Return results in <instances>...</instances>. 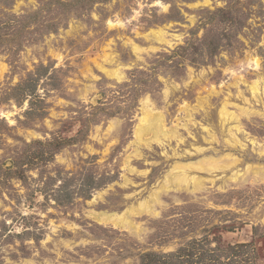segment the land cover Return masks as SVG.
<instances>
[{
    "label": "rangeland",
    "instance_id": "1",
    "mask_svg": "<svg viewBox=\"0 0 264 264\" xmlns=\"http://www.w3.org/2000/svg\"><path fill=\"white\" fill-rule=\"evenodd\" d=\"M147 109L166 136L138 140ZM145 201L129 229L91 217ZM256 227L264 0H0V264H140L199 240L264 264Z\"/></svg>",
    "mask_w": 264,
    "mask_h": 264
},
{
    "label": "trees",
    "instance_id": "2",
    "mask_svg": "<svg viewBox=\"0 0 264 264\" xmlns=\"http://www.w3.org/2000/svg\"><path fill=\"white\" fill-rule=\"evenodd\" d=\"M264 228H254V236L263 238ZM217 242V241H216ZM214 242L199 240L186 245L176 252L141 254L140 264H254L258 254L250 252V244L239 243L223 246Z\"/></svg>",
    "mask_w": 264,
    "mask_h": 264
},
{
    "label": "bare ground",
    "instance_id": "3",
    "mask_svg": "<svg viewBox=\"0 0 264 264\" xmlns=\"http://www.w3.org/2000/svg\"><path fill=\"white\" fill-rule=\"evenodd\" d=\"M113 76H117V72L113 73ZM256 90H258V86H254L253 87V91L256 92ZM146 111V109H145ZM222 116L224 118H228L230 116H232V113H230L226 106L223 108L222 110ZM147 118L144 121V123H141L136 131V135L138 137L139 141H143L145 140L144 137L147 134H154L156 139H159V135L160 132L161 134H163L164 136L167 135V133L165 131H163L162 129V124H163V116L161 115V113H152L149 109H147ZM186 168H193L195 166L193 165H186L184 166ZM173 181L175 182V184H181V186L183 185H189L191 179L190 177L187 175V173H184L182 175H175L173 176ZM195 180V179H194ZM167 184L165 183L162 186V189H164L165 187H167V185L169 184V180H166ZM157 193H154V198H156ZM153 197V196H152ZM134 212H137V214H141L144 212L153 214L155 213L154 209H152V205L149 204L148 201H145L143 203H141L139 209H135V208H131L130 210L124 212L123 214L119 215L116 213H109V212H92L91 213V217L98 223L103 224V225H111L113 227L116 228H121V229H129L132 228L134 223L130 220V214H134Z\"/></svg>",
    "mask_w": 264,
    "mask_h": 264
}]
</instances>
